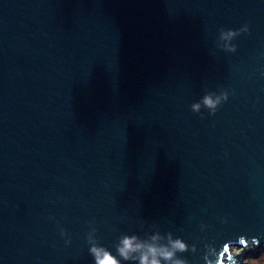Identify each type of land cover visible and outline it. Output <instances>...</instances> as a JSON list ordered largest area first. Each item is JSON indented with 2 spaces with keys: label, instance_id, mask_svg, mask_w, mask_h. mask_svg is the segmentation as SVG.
Segmentation results:
<instances>
[{
  "label": "water",
  "instance_id": "obj_1",
  "mask_svg": "<svg viewBox=\"0 0 264 264\" xmlns=\"http://www.w3.org/2000/svg\"><path fill=\"white\" fill-rule=\"evenodd\" d=\"M262 250L264 0H0V264Z\"/></svg>",
  "mask_w": 264,
  "mask_h": 264
},
{
  "label": "rangeland",
  "instance_id": "obj_2",
  "mask_svg": "<svg viewBox=\"0 0 264 264\" xmlns=\"http://www.w3.org/2000/svg\"><path fill=\"white\" fill-rule=\"evenodd\" d=\"M240 248H233V253L239 252ZM248 264H264V250H262L257 256L251 254L246 260Z\"/></svg>",
  "mask_w": 264,
  "mask_h": 264
},
{
  "label": "clouds",
  "instance_id": "obj_3",
  "mask_svg": "<svg viewBox=\"0 0 264 264\" xmlns=\"http://www.w3.org/2000/svg\"><path fill=\"white\" fill-rule=\"evenodd\" d=\"M125 247H126V248L130 247L129 242H125ZM177 247H181V248H182L183 245H180V244L178 243V244H177ZM122 251H123V250H122ZM166 255H167V254H166ZM144 260L146 261V260H147V257H145ZM104 264H115V262H114L111 258L105 256ZM151 264H158V261L153 260V261L151 262Z\"/></svg>",
  "mask_w": 264,
  "mask_h": 264
}]
</instances>
